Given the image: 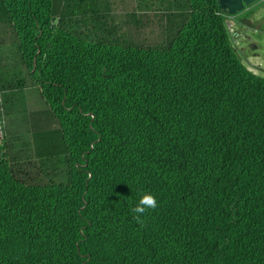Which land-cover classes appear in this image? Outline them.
<instances>
[{"label": "trees", "instance_id": "1", "mask_svg": "<svg viewBox=\"0 0 264 264\" xmlns=\"http://www.w3.org/2000/svg\"><path fill=\"white\" fill-rule=\"evenodd\" d=\"M162 4L170 38L141 46L61 24L104 17L88 0H0L18 54L0 70L4 114L26 112L25 74L58 124L31 133L45 183L0 140V264H264V78L216 0ZM144 192L158 206L140 224Z\"/></svg>", "mask_w": 264, "mask_h": 264}, {"label": "rangeland", "instance_id": "2", "mask_svg": "<svg viewBox=\"0 0 264 264\" xmlns=\"http://www.w3.org/2000/svg\"><path fill=\"white\" fill-rule=\"evenodd\" d=\"M165 0H133L121 4L120 9L114 10L115 14L109 13L98 7L104 8L103 5H97L96 11L100 14H105L101 18L81 19L79 17L73 19H62L61 24L67 28L74 30L82 38L87 41H95L101 38L116 39L119 41L132 42L141 46H157L164 45L172 33V23L164 13L162 4ZM156 5V12L153 15L152 9ZM117 7V5H115ZM160 9V10H159ZM155 10V8H154ZM142 11L148 14H139ZM118 13H123V20L117 16ZM152 14V15H149ZM149 15V16H147ZM255 19L262 21V29H264V0H260L253 5L247 6L244 10L233 16L227 17L226 25L232 30V35H229L233 47L236 49L241 35L245 36L255 29ZM57 22V21H56ZM17 47L14 43L13 35L7 28L6 24L0 25V70L17 64L18 54ZM26 82V88L23 91L25 113L18 116H6L3 108L0 114V133L3 142L12 146V154L19 152V155L12 160V166L19 177L30 181L45 183L49 178L40 171L37 159L33 152L32 134H38L39 138L45 139L55 135L58 124L57 120L48 108L47 104L41 97L38 89H36L31 80L23 74ZM17 149V151H15ZM25 156L20 158L21 154ZM64 163L58 164L56 168L50 169V176L54 177L53 181H65Z\"/></svg>", "mask_w": 264, "mask_h": 264}, {"label": "crops", "instance_id": "3", "mask_svg": "<svg viewBox=\"0 0 264 264\" xmlns=\"http://www.w3.org/2000/svg\"><path fill=\"white\" fill-rule=\"evenodd\" d=\"M88 1L92 6V8H95L97 5L100 6L103 5L104 8L102 7H98V8L105 10L109 13L111 12L115 14L114 10L120 9L121 11H123L121 8L122 6L121 4L126 2L130 3L133 0H88ZM115 5H117V7H115ZM147 9H152L153 11H155L153 12L154 16L155 14H158L156 12V5H154V7L152 8L147 6ZM139 14L144 15V14H148V12L142 11ZM123 16H124L123 13L122 14L118 13L116 18L119 17L122 18L123 20ZM254 21L256 23L255 29H252L250 33H246L245 36L241 35L236 50L240 55L243 66L253 75L259 78H264V29H262L263 27L261 20L255 19ZM35 88L38 89L37 87Z\"/></svg>", "mask_w": 264, "mask_h": 264}, {"label": "clouds", "instance_id": "4", "mask_svg": "<svg viewBox=\"0 0 264 264\" xmlns=\"http://www.w3.org/2000/svg\"><path fill=\"white\" fill-rule=\"evenodd\" d=\"M157 199L153 193L144 192L139 198L138 202L131 208V212L134 214L133 218L137 223L143 224V215L151 209L157 208Z\"/></svg>", "mask_w": 264, "mask_h": 264}, {"label": "water", "instance_id": "5", "mask_svg": "<svg viewBox=\"0 0 264 264\" xmlns=\"http://www.w3.org/2000/svg\"><path fill=\"white\" fill-rule=\"evenodd\" d=\"M218 9L228 17L241 13L245 7L259 0H216Z\"/></svg>", "mask_w": 264, "mask_h": 264}, {"label": "built area", "instance_id": "6", "mask_svg": "<svg viewBox=\"0 0 264 264\" xmlns=\"http://www.w3.org/2000/svg\"><path fill=\"white\" fill-rule=\"evenodd\" d=\"M226 29H227V32L230 34V36L232 35V30L230 29V27L228 25H226ZM1 110H2V100H1V97H0V114H1ZM0 140H2V136H1V133H0Z\"/></svg>", "mask_w": 264, "mask_h": 264}, {"label": "flooded vegetation", "instance_id": "7", "mask_svg": "<svg viewBox=\"0 0 264 264\" xmlns=\"http://www.w3.org/2000/svg\"><path fill=\"white\" fill-rule=\"evenodd\" d=\"M259 1H260V0H259ZM257 2H258V1H257ZM255 3H256V2H255ZM253 4H254V3H253ZM253 4H252V5H253Z\"/></svg>", "mask_w": 264, "mask_h": 264}]
</instances>
